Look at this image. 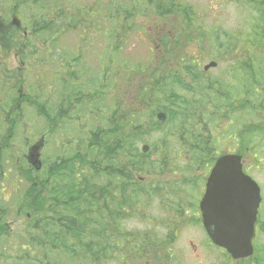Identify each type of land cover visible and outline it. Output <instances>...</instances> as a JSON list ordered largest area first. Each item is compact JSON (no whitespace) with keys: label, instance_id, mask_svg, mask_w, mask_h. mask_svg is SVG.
<instances>
[{"label":"rangeland","instance_id":"rangeland-1","mask_svg":"<svg viewBox=\"0 0 264 264\" xmlns=\"http://www.w3.org/2000/svg\"><path fill=\"white\" fill-rule=\"evenodd\" d=\"M93 1L95 0H73V3L90 5ZM3 2L4 0H0L1 12L4 15V12L6 13V10H9L14 0H8L6 5ZM147 2L148 0H111L110 9H113V14L120 7L122 8L121 12H126L125 14H120L117 25L119 30L115 35L109 30L108 23L101 22L98 27L99 35L98 33H94L93 30L85 31L79 37H77V34L67 33L66 36L61 37L56 42L54 49L46 50L45 48L47 46H38L37 44L39 42L34 41L33 45H37L36 50L40 52L38 56L49 58L54 63L49 65H53L56 71L54 72L50 68L45 70L42 67L39 68V66L30 67L27 69L28 74L23 81V91H20V95L29 97L28 93L35 92L36 90L38 93L42 92V94L48 95L46 97L48 100V108L54 112L57 109L60 98V105L66 110L65 114L67 118L49 124L44 123L43 119L37 116L34 107L29 106L26 110H23V118L20 119L14 131L15 135L9 143L10 153H12L11 158L19 161L20 169L14 170L18 177H14L13 172L9 171L4 179L5 182L0 187V223H5L6 227L11 230L10 236L3 238L6 251L0 253V264H16L13 262V258L16 259L18 256H21L20 252H28L30 259H32L30 260L32 264L35 261L39 264L73 263L76 251H65L63 250V246L60 247L57 245V249L51 250L49 245L41 243V247H39L40 243L36 239L35 244L27 248H21L22 243H24V240H21V238L23 234L25 235V231L23 230L30 218L28 217L30 213L27 214V211L33 212L31 207L34 205V199L39 198L42 193L39 184L44 183L47 175H44V173L47 166L55 158H63L64 160H68L66 162L70 163L72 161L78 163L77 157L79 159L83 157V161L85 162L84 170L87 173V162L91 161L96 154L101 152L97 140L91 143L92 134L101 131L100 139H106L107 137L114 139L116 136L125 137V133L118 134L117 126L130 112L129 109L132 108V105H129L128 108V104L131 103V96L137 95L138 88L154 74L160 62H163L162 66L168 67L175 59L177 51L179 50L177 46L173 47L175 52L170 54L163 53L158 56V59H154L156 56L148 50V43L150 41L148 35L151 32V26L156 23L155 20L158 13H156L157 10L155 7L148 6ZM180 3L182 7H179L177 10L179 13V15L177 14L178 21L176 22L173 18L165 20L167 26L169 25L167 29H170L171 32L177 31L182 33V28H186L185 26L187 25L185 22L186 13L189 14V8L193 5L204 13H208L213 8L209 25H211L210 27L212 29L218 30L220 35L235 29V25L239 24L235 22L236 19L241 21L247 18L243 9L234 1L180 0ZM20 5L22 4L17 2L14 6L15 11H9L5 26L8 25V22L10 24L14 19L20 21L21 24L23 23L27 12L22 10L15 14L16 10L20 8ZM22 7L25 9L23 5ZM2 18L0 19V24L1 22H5ZM257 18H259V15L254 13L250 21L253 26L255 24L254 27H256ZM170 21L172 23L169 24ZM183 23L184 26L182 25ZM121 25L124 27V31L120 29ZM107 32L111 33L108 34ZM163 32L167 34V30ZM106 35H110L111 37L107 39ZM80 38H84L85 42H81ZM212 48L210 47V52L202 64H207L208 61L215 60L217 62L216 66L213 69H209L208 74L212 76H221L224 74L222 80L225 82L226 75V81L231 80L230 84L234 85L236 83V73L240 69L237 68V71H235L234 68L236 65L242 64L244 58L242 61L240 59V63L237 64L236 62L235 66H233V60L227 57L230 56L232 59L236 56L240 57L237 51L234 57L232 52L218 53L212 51ZM19 62L20 56H10L6 63L10 70H14L17 68L20 69ZM23 64L27 65L26 63ZM71 72H74L75 75H72ZM231 73L233 77H231ZM58 74L62 77L59 81H57ZM17 81L15 79V83ZM261 88L264 93V85H261ZM21 89L17 88V91ZM29 89L32 90L29 91ZM169 94L170 91L166 90V87H153L149 89L146 99L142 101L143 110L146 109L149 102H152L154 107L161 104L162 98L168 97ZM21 100L24 102L29 101L26 98ZM194 106L200 107L201 110L211 115L216 108L212 99H210L208 105L200 103ZM172 111H176V103H174ZM262 112L261 124L258 132L255 131L252 141H254L255 148H258V151H261L263 154H257L255 148L251 145L247 149L244 143L248 139L246 134L240 145L246 156L244 158V167L248 169V173L261 187L263 202L260 206V213H264V105ZM213 121H215L216 125L220 122L219 114H216V120ZM230 122L234 121L230 120ZM146 126L139 128L141 135L136 137L137 142L132 145L134 150L132 154H140L139 148L143 144H149V146L151 144L152 146L153 143L154 146L158 147L159 134H146ZM159 130L163 134L167 131L177 132V120L167 116L165 124L159 125ZM47 131H49L48 137L50 139L41 147L40 157L38 156V160L41 159L42 163L40 164L37 161L39 169L37 172L32 171L31 167L25 161V156L29 148L32 145H36L39 138L47 133ZM130 139L131 136H129ZM129 140L126 141L127 144ZM173 146V142L171 141L169 143V151H172L170 148ZM238 146L237 142H230L229 150ZM179 148H182L181 143L179 144ZM150 149V153H158L156 148L151 147ZM125 152H128V149L124 150ZM149 154L144 156L147 157V160L155 159L152 154ZM141 156L143 157V155ZM210 156L209 154L208 157ZM45 160L47 161L45 162ZM134 163H140L138 157L137 159L135 157ZM127 164L130 165V163ZM23 170H25V173L28 172L29 177H27V174ZM192 170L190 179L187 181L184 179L187 176L186 171H183L180 177H173L170 173L166 174L165 163H163V166L159 170L155 165L148 166V172L143 175V178H140L143 179L146 186H157L160 193L171 190L181 197L183 196L182 192L184 190H187V194H191L192 190H194L192 189V180L196 173ZM128 171L127 173H130L128 175L130 177V183L135 182L137 175L134 174L131 167H129ZM88 176H90V172H88ZM58 182L54 181L52 186H57ZM199 189L201 191L202 187L200 186ZM33 190L35 191L33 192ZM51 191H54V189ZM166 197L169 201L176 199L171 194H167ZM84 198L86 199L87 197L85 196ZM186 200L187 198H185ZM197 202L195 198H190V203L193 207L189 209L184 207H179L180 209L176 208L170 202L162 204V208L159 205L153 207L154 202L135 208V214L129 220L136 221H133V224L129 222L125 228L128 245L123 243L120 246V252L122 256H125L121 264H143L142 262L146 259L150 257L154 258V256L161 259L160 261L163 264L164 262L171 264H241L232 262L229 258L227 260L223 254L221 255L219 250L205 245V233L201 225L198 224V220H194V225H190L192 211L195 213L197 211V217L199 214L197 208L195 211ZM83 207L85 208V204ZM178 209L179 216L186 219L182 220V225L180 223L178 224L179 220H168V217L173 219L177 215L176 212H178ZM183 210L188 211L186 217L184 216ZM115 214L116 220L118 218H124L126 209H117ZM145 214L147 218H145ZM139 220H145V222H140ZM162 223L165 224V227L163 226L161 228L159 225ZM145 232L148 233L145 235ZM84 233L87 234V232ZM102 234L103 236L107 235L105 232ZM87 235H89L87 242L89 245H92V238L90 234ZM203 237L205 241H203ZM37 238L41 239L40 234ZM257 242L258 247L264 245V239L262 237H258ZM61 243L71 246L73 240L67 239L66 241L59 242L60 245ZM139 245L141 246L139 247ZM93 248L98 252L96 246L93 245ZM100 248L102 250V247ZM101 253L99 254V263L109 264L110 260L105 258V252ZM262 253H264V250L259 254ZM43 254L47 256V259H43Z\"/></svg>","mask_w":264,"mask_h":264},{"label":"trees","instance_id":"trees-1","mask_svg":"<svg viewBox=\"0 0 264 264\" xmlns=\"http://www.w3.org/2000/svg\"><path fill=\"white\" fill-rule=\"evenodd\" d=\"M252 1L253 2L249 1V8H245L247 12L245 16H247V18L242 20L237 30L229 31L226 37L227 40H225V45L227 47L232 46L233 49L237 50L240 54L241 58L239 56L234 58L237 64L240 63V59L242 61L244 58L243 63L236 65V68H240L238 73L243 77V81L245 80V85L243 84L244 87L254 90L255 99L253 103L255 107L264 103V93L258 91V78H264V2ZM7 2L8 0H4L3 3L6 5ZM17 2H20L26 10L20 5V8L16 10L15 14L22 10L27 12V16L21 24V27H25L29 32V37L27 38L22 36L21 28L11 26L9 22L8 25L5 26L9 11H15L14 6ZM153 2L154 0H149V3ZM110 10V0H95L90 5L75 4L73 0H14L12 6L9 10H6V13L4 12L3 15L0 3V19L4 17L2 20L5 21L0 24V187L3 185L2 183L5 182L4 179L9 171L13 172L14 177H18L14 170L20 169L19 161L11 158L12 153H10L9 143L11 138L15 135L14 131L20 119L23 118V110H26L29 106L34 107L37 116L41 117L44 123L49 124L67 118L65 114L66 110L60 105V98L57 109L54 112L48 108V100L46 99L48 95H44L42 92L38 93L37 90L28 93L29 97L20 95V91H23V81L28 74L27 69L32 66H39V68L42 67L45 70L50 68L53 69L54 72L56 71L53 65H49L53 63L49 58L38 56L40 52L36 50V46H47L45 48L46 50L54 49L56 42H58L61 37L66 36L67 33L77 34V37H79L81 33L93 30L94 33H98L99 35L98 27L101 22L108 23L109 30L114 34L119 30L117 25L120 12H118L116 19H113V15L109 14ZM254 13L259 15L256 21V27H254L255 24L253 26L250 22ZM120 29L124 31L122 25ZM111 32L107 33L110 34ZM103 34H105V32H103ZM111 36L106 35V38L108 39ZM83 39L84 38H80V40ZM34 41L39 43L34 46ZM218 47H221V45L218 44ZM32 50L34 51L31 52ZM10 56H20V69L10 70L7 67L6 62ZM35 58L38 59L35 60ZM247 71L254 72L246 77ZM71 74L75 75L74 72H71ZM59 75L60 74L57 75V81L62 79ZM208 76L207 73L200 69L199 60L191 56L187 59V62L181 63L179 71L175 72L173 76L171 74L167 75L161 86H159V88H167L169 85L168 89L170 94L168 98L169 101H171V106L163 108L173 119L179 118V122H177L178 130L177 132H173V134L181 132L179 141H187V149L182 152L184 157L187 158V161L198 164L205 169L213 164L217 154L222 151L220 149L225 147L223 146L224 141H226L225 138L227 137L228 139L233 134H224L222 132V125L228 119L226 107L231 99L237 95V90H234L233 86L223 84L222 81L212 80ZM15 79H17V83H19L17 88H22L21 90L17 91ZM30 90L32 89H29V91ZM182 90L183 94H181ZM246 91L245 89L242 97L245 96ZM23 98L29 101L24 102L21 100ZM201 99L203 102L202 104L205 103L207 105L210 99L219 102H214L216 108L212 115L194 106L200 104L199 101H201ZM174 103H177L176 111H172ZM216 114L220 116V122L217 125L215 121H213L216 120ZM223 131H225V129ZM95 133L96 134H92L91 136V143L95 140L98 141L101 152L97 154V157L101 155V158L106 155V152H109V147L106 146L109 142V137L100 139L99 136L101 131ZM43 135H45L44 138L47 142L50 139V137H48L49 131ZM163 143L169 147L170 142L163 140ZM244 143L248 147L250 142L246 141ZM116 149L120 150L119 152L113 151L114 155L119 156L124 154L123 144L117 143ZM170 149L174 153L168 150L166 157L168 158L170 155H173V158H179L180 153L178 152V148L174 145ZM240 150L242 151V148H240ZM133 152L134 151L129 148L128 153L132 154ZM209 154L211 155L210 157H208ZM100 158H95L97 163L101 162ZM59 160H61V158H56V160L49 165L52 169L51 173H53L59 181L58 186H54L53 189H55V191L52 192L47 190L48 184H39L42 190L41 197L39 196V198L34 199V205L31 207L33 212L27 211V214L30 213L29 215L32 216L33 220H28L24 227L23 231H25V235L23 234L21 238V240H24V243H22L21 248H27L35 244L36 239L37 242L40 243L39 247H41V243H45L50 246L51 250L57 249V244L64 248V243L60 245L59 242L65 241L69 235L72 237L83 234L82 230L87 232V234L97 232L101 236H103L102 233L105 232L107 235L103 237H109L111 240L112 238H117L121 240L122 243L128 245V238L125 235L126 230H123L122 227L119 226L121 220H117L115 223L114 220H110L116 213L117 202L110 203L107 217L103 215L99 218L91 217L90 214L82 213L80 210L76 199H82L81 195L85 193L89 184H92V190H89V195L93 197L95 193L93 187L94 177L91 175L88 176V172H85V162L83 161V166L80 165L82 160H80L78 165L73 164V161L71 163L63 162L62 164L65 165L63 168L60 167ZM77 166L79 167L77 168ZM82 168V182H84L85 191H82L78 187V180L81 179V176H77V174ZM93 168V166L90 167V169ZM51 169L48 167V171ZM70 171L71 173H69ZM103 171L104 169L100 168L99 174H103ZM23 172L25 173V170H23ZM66 173L70 174L69 179L67 177V183V179H64L66 178ZM27 177H29L28 174ZM131 188L133 195L131 196L130 194L125 198L126 201L133 200L135 198L134 195L143 192L138 184H131ZM34 191L35 190H33V192ZM90 200H92V198L88 201ZM91 209L92 206L90 205L86 207V210ZM121 209H123V206H121ZM79 218H82V220H79ZM194 220L195 219H192L191 222L194 223ZM164 225L165 224L162 223L159 226L162 228ZM258 229L259 235L264 239V224L262 222L259 223ZM147 233L148 232H145V235ZM10 234L11 230L6 227V224L0 223V253L6 251L3 238H8ZM39 234L41 239L37 238ZM87 234H83L84 236L82 237L86 238ZM140 246L141 245H139V247ZM256 247L259 253L264 250V245L258 247L256 244ZM70 250L71 248L67 251ZM20 253L21 256H18L16 259L13 258L14 263L32 264L30 261L32 259H30L28 252ZM259 253L242 263L264 264V253ZM95 254L97 260L95 256H91L92 262L89 264H100L98 252L95 251ZM43 259H47L45 254H43ZM122 259L123 256L121 254L118 260L115 259V263L121 264ZM160 260L161 259L154 256V258L150 257L146 259L145 262L163 264ZM33 264L39 263L35 261ZM164 264L171 263L164 262Z\"/></svg>","mask_w":264,"mask_h":264},{"label":"water","instance_id":"water-1","mask_svg":"<svg viewBox=\"0 0 264 264\" xmlns=\"http://www.w3.org/2000/svg\"><path fill=\"white\" fill-rule=\"evenodd\" d=\"M13 24L17 25L15 21ZM146 150L144 146L143 151ZM258 202L259 189L243 174L241 157H220L207 181L200 208L208 235L234 259L249 256L252 252L251 240Z\"/></svg>","mask_w":264,"mask_h":264},{"label":"bare ground","instance_id":"bare-ground-1","mask_svg":"<svg viewBox=\"0 0 264 264\" xmlns=\"http://www.w3.org/2000/svg\"><path fill=\"white\" fill-rule=\"evenodd\" d=\"M249 1L250 2H253L252 0H239L238 3H240V7L242 9H245L246 7H248L249 5ZM255 2L256 1H260V2H264V0H254ZM204 123V122H203Z\"/></svg>","mask_w":264,"mask_h":264},{"label":"flooded vegetation","instance_id":"flooded-vegetation-1","mask_svg":"<svg viewBox=\"0 0 264 264\" xmlns=\"http://www.w3.org/2000/svg\"><path fill=\"white\" fill-rule=\"evenodd\" d=\"M65 163V162H64ZM64 166V164H62V162H60V166ZM50 167V169H51V166H49ZM49 171H51L52 172V169L51 170H49ZM82 178V177H81ZM52 180V179H51ZM49 183V177L47 178V184ZM50 186H52V184L50 185Z\"/></svg>","mask_w":264,"mask_h":264}]
</instances>
